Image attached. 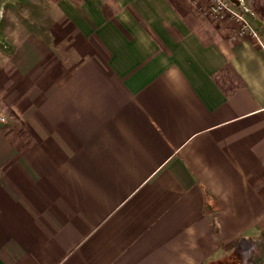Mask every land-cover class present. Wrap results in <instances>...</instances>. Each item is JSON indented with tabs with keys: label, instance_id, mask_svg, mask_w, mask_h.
<instances>
[{
	"label": "crops",
	"instance_id": "obj_1",
	"mask_svg": "<svg viewBox=\"0 0 264 264\" xmlns=\"http://www.w3.org/2000/svg\"><path fill=\"white\" fill-rule=\"evenodd\" d=\"M35 9L0 56V264H264V36L185 0Z\"/></svg>",
	"mask_w": 264,
	"mask_h": 264
},
{
	"label": "rangeland",
	"instance_id": "obj_2",
	"mask_svg": "<svg viewBox=\"0 0 264 264\" xmlns=\"http://www.w3.org/2000/svg\"><path fill=\"white\" fill-rule=\"evenodd\" d=\"M172 1L176 4L177 0ZM242 2L250 9V12L254 15V17L257 18L255 13L252 11V1L242 0ZM201 4H205L206 6V0H198L196 5L197 9H200ZM39 5L42 6V0H0V56H6L12 53L11 44H13V41H17V39L27 31V28L29 26L30 28L33 27V25L35 27L42 26V23L44 22L43 16H39L34 13L36 11L35 8H38ZM244 16L246 20H248L252 24L251 16H248L246 14ZM258 31L261 35L264 34L263 22ZM10 64L11 63L8 61H0V77L8 74V69L5 67L9 66ZM1 68L4 69L3 71L5 72V74L3 73ZM8 107L9 106L6 105V103L2 99H0L1 123L4 121V117H9L10 114L13 115V113L10 109H8ZM10 129L11 125L7 124L5 126V130H8L10 132Z\"/></svg>",
	"mask_w": 264,
	"mask_h": 264
},
{
	"label": "built area",
	"instance_id": "obj_3",
	"mask_svg": "<svg viewBox=\"0 0 264 264\" xmlns=\"http://www.w3.org/2000/svg\"><path fill=\"white\" fill-rule=\"evenodd\" d=\"M185 1L196 6L198 0ZM206 3V6L200 5L203 15L210 18L217 26L226 29L233 39L248 36L258 41L260 34L258 30L262 22L254 17L242 0H206ZM245 14L251 16L252 24L246 20Z\"/></svg>",
	"mask_w": 264,
	"mask_h": 264
},
{
	"label": "trees",
	"instance_id": "obj_4",
	"mask_svg": "<svg viewBox=\"0 0 264 264\" xmlns=\"http://www.w3.org/2000/svg\"><path fill=\"white\" fill-rule=\"evenodd\" d=\"M251 1H252V11L255 13L257 19H259L264 23V0H251Z\"/></svg>",
	"mask_w": 264,
	"mask_h": 264
},
{
	"label": "water",
	"instance_id": "obj_5",
	"mask_svg": "<svg viewBox=\"0 0 264 264\" xmlns=\"http://www.w3.org/2000/svg\"><path fill=\"white\" fill-rule=\"evenodd\" d=\"M259 25V24H258Z\"/></svg>",
	"mask_w": 264,
	"mask_h": 264
}]
</instances>
